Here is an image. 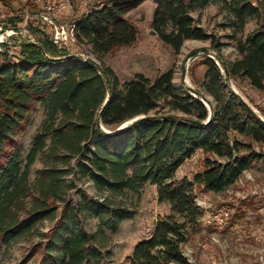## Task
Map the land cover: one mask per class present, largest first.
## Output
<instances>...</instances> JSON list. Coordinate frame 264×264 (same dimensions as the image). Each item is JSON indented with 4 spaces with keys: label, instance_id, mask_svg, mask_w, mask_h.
<instances>
[{
    "label": "trees",
    "instance_id": "trees-1",
    "mask_svg": "<svg viewBox=\"0 0 264 264\" xmlns=\"http://www.w3.org/2000/svg\"><path fill=\"white\" fill-rule=\"evenodd\" d=\"M93 1L90 10L74 20L76 43L89 46L99 57L115 47L132 45L138 33L124 16L145 0ZM154 3L151 29L174 54L185 41L209 37L192 13L221 5L229 16L226 27L232 31L238 57L221 60L220 46L210 41L222 71L203 56L199 64L204 74L195 90L175 87L173 70L153 80L135 74L120 84L110 69H97L92 62L57 50L48 28L37 18L36 7L27 11V31L36 41L29 34L34 42H23L19 57L0 53L2 246L30 237L49 221L53 225L38 245L43 264H103L107 256L95 249V236L78 221L95 204L66 178L91 182L98 193L108 194L137 192L149 184L156 188L157 201L168 204L169 214L157 218L149 237L137 243L121 264H189L181 249L203 214L194 187L220 193L254 163L264 168V154L255 151L264 148V122L228 87V81L241 79L264 91V0ZM252 18H259L260 26L244 37ZM14 20L21 21L10 22ZM202 97L209 108L200 101ZM36 106L43 109L44 119L23 155L20 136ZM260 113L264 117V111ZM197 151L213 158L204 159L203 170L192 182L174 180L177 170ZM37 158L44 168L30 184V168ZM68 193L79 201L73 204ZM95 211L91 215H102L98 229L102 235L104 228L115 233L123 220L130 219L128 213L104 205Z\"/></svg>",
    "mask_w": 264,
    "mask_h": 264
},
{
    "label": "rangeland",
    "instance_id": "rangeland-1",
    "mask_svg": "<svg viewBox=\"0 0 264 264\" xmlns=\"http://www.w3.org/2000/svg\"><path fill=\"white\" fill-rule=\"evenodd\" d=\"M93 2L92 0L88 6ZM31 7L40 9L35 0H4V3L0 1V53L19 57L20 46L23 42L27 43L23 40L22 32L25 30L27 36L30 34V30L27 31V20L30 19L27 11ZM154 9V0H145L124 16L138 33L132 45L115 47L102 57L93 54L87 45H72L68 53L81 54L95 66L110 69L120 84L129 81L135 74H142L153 80L158 75L173 70V84L180 90L198 89L204 74V68L199 64L202 54L213 57L222 71L221 61L210 41L215 42L216 47L220 46L221 60L230 62L238 57L234 41L230 39L232 31L226 27L229 16L221 5H210L204 10L192 13L198 26H201L210 38L202 41H185L178 54H174L165 46L151 29ZM81 13H83L81 7L71 0V10L55 17L58 21L71 22ZM15 18L21 21L10 22V19ZM259 26V18L249 19L243 36H247ZM30 35L35 39L33 33ZM32 38L31 42L34 40ZM228 87L264 120L260 113L261 110L264 111V91L251 88L246 80L241 79L228 81ZM43 119V109L36 106L29 126L20 136L23 155L27 153L31 138ZM255 151L264 154V148L255 147ZM206 157L213 158L197 151L177 170L174 180L186 179L192 182L195 174L203 170V161ZM43 168L41 159L37 158L30 168V184ZM65 181L67 184L74 183L76 189L83 191L87 199L95 204V208L89 207L88 214L81 213L78 221L86 233L95 236L96 241L93 243L95 249L101 255L107 256L103 264L123 263L124 257L130 255L133 247L149 237L157 218L169 214L168 204L157 201L156 188L149 184H145L137 192L108 194L98 193L91 182L77 179L73 181L70 177ZM72 194L68 193L71 202L75 204L79 198ZM193 194L203 214L195 233L189 235L188 242L181 249L189 264H264V168L261 163H254L234 184L220 193L204 191L196 186ZM101 205L116 210L117 213L126 212L130 219L123 220L115 233H110L104 228L103 235L99 234L102 215L91 214ZM60 211L59 207L56 218ZM104 219L106 220V217ZM52 225L53 223L49 221L42 222L36 233L15 241L9 247H4L0 243V264H43V251L38 245L43 242L41 236L46 234Z\"/></svg>",
    "mask_w": 264,
    "mask_h": 264
},
{
    "label": "built area",
    "instance_id": "built-area-1",
    "mask_svg": "<svg viewBox=\"0 0 264 264\" xmlns=\"http://www.w3.org/2000/svg\"><path fill=\"white\" fill-rule=\"evenodd\" d=\"M73 1L76 5L81 7L83 12L81 14H85L90 10V6L88 5L92 0ZM35 4H38L40 8L37 18L48 28L52 44L57 50H66L68 52L69 47L77 44L75 38V19L71 20V22L58 21L55 16H60L70 11L71 0H35ZM22 33L23 40L31 42L30 37L26 35V31L23 30ZM203 56L211 58L217 64L216 60L210 55L202 54L201 57ZM220 213H222V211Z\"/></svg>",
    "mask_w": 264,
    "mask_h": 264
},
{
    "label": "water",
    "instance_id": "water-1",
    "mask_svg": "<svg viewBox=\"0 0 264 264\" xmlns=\"http://www.w3.org/2000/svg\"><path fill=\"white\" fill-rule=\"evenodd\" d=\"M27 43H32V42H28L27 41ZM68 57H73V58H77V59H81V60H83V61H85V62H88L89 61V59L88 58H86V57H84L83 55H81V54H71V55H69ZM97 69H98V67H96ZM233 92V91H232ZM236 94V93H235ZM237 95V94H236ZM240 99L242 100V98L240 97ZM200 101L204 104V105H206L208 108L210 107L209 106V103H208V100L206 99V98H204V97H202L201 99H200ZM244 101V100H243ZM260 118V117H259ZM138 118H136V119H134V120H132V121H130V122H128V123H126V124H124V125H122L121 127H120V129H122L123 127H125L126 125H128V124H130L131 122H133V121H136ZM261 119V118H260ZM262 120V119H261ZM263 121V120H262ZM264 122V121H263Z\"/></svg>",
    "mask_w": 264,
    "mask_h": 264
},
{
    "label": "crops",
    "instance_id": "crops-1",
    "mask_svg": "<svg viewBox=\"0 0 264 264\" xmlns=\"http://www.w3.org/2000/svg\"><path fill=\"white\" fill-rule=\"evenodd\" d=\"M125 257H126V256H125ZM125 257H124V258H125ZM121 263H122V262H121Z\"/></svg>",
    "mask_w": 264,
    "mask_h": 264
},
{
    "label": "bare ground",
    "instance_id": "bare-ground-1",
    "mask_svg": "<svg viewBox=\"0 0 264 264\" xmlns=\"http://www.w3.org/2000/svg\"><path fill=\"white\" fill-rule=\"evenodd\" d=\"M10 36V35H9Z\"/></svg>",
    "mask_w": 264,
    "mask_h": 264
}]
</instances>
